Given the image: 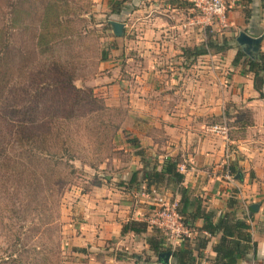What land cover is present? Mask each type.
Instances as JSON below:
<instances>
[{
  "label": "rangeland",
  "instance_id": "374dc122",
  "mask_svg": "<svg viewBox=\"0 0 264 264\" xmlns=\"http://www.w3.org/2000/svg\"><path fill=\"white\" fill-rule=\"evenodd\" d=\"M116 1L122 0H0V264H97L109 256L131 263L135 257L122 245L117 247L114 239L93 251L70 246V231L78 227L75 213L81 210L83 196L93 188H113L121 197L129 196L119 198L129 206L134 202L130 197L144 191L145 186L139 188L141 184L137 182L143 168L152 172L154 166L160 167L166 158H172L178 160L179 172L185 173L187 164L181 153L168 154L167 145L163 149L160 144H144L150 121L142 106L131 105L134 97L145 98L150 105H160L159 117L168 111L162 109L161 101L173 95L166 90L156 68L169 61L157 58L155 70L136 75L141 82L131 75L139 67H149L136 43L138 31L134 25L142 16L132 13L137 8L133 0L120 2V12L116 11ZM51 4L54 11L48 20L49 28L43 29L45 12ZM228 6L227 1V11ZM155 12L158 14L159 9ZM111 22L124 25L120 37L114 35ZM199 26L198 46L209 41L221 43V38L229 43L224 37H230L231 48L241 50L233 30L221 26L212 29L204 21ZM222 30L226 31L220 36ZM186 49L193 48L182 51ZM209 53L220 54L215 50ZM183 54L184 60L176 62L190 68L196 59ZM200 60L199 64L209 68L215 61L209 57ZM216 61L219 63L217 58ZM172 63L174 68L176 64ZM240 68L241 73H247L245 65ZM208 75L203 72L199 78L208 83L204 79ZM217 91L207 96L219 98L222 93ZM222 111V116L210 125L228 128L225 146L229 154L237 156L232 141L245 136L246 128L253 124L252 116L248 109H237L228 101ZM62 118L67 125L59 124L64 123ZM244 123L247 125L242 127ZM133 138L138 139L139 150L132 147ZM140 150L145 155L144 166L137 156ZM229 166L225 158L214 173L227 192V209L220 215L234 212L249 222V205L261 203L241 198L237 179L225 178ZM237 170L242 177L252 179L249 167ZM137 171L138 180L132 185L130 176ZM222 182L232 184L224 186ZM154 185L166 201L177 202L180 211L178 187L166 179ZM189 198L198 204L197 198ZM228 201L233 202L231 209ZM191 208L188 212L194 209ZM150 215L151 212L143 214L149 227L135 239L144 245L151 237L163 239L161 253H172L178 244L192 245L201 236L188 233L180 240L166 237L147 222ZM181 223L189 232L195 228L189 225L187 215L181 216ZM212 241L215 240H210L213 244ZM134 249L140 262L157 263L148 245L145 250L140 246ZM197 260L201 264L205 258Z\"/></svg>",
  "mask_w": 264,
  "mask_h": 264
},
{
  "label": "crops",
  "instance_id": "0c3cea01",
  "mask_svg": "<svg viewBox=\"0 0 264 264\" xmlns=\"http://www.w3.org/2000/svg\"><path fill=\"white\" fill-rule=\"evenodd\" d=\"M133 1L132 4L137 8L132 10V13L142 16L134 25L138 31L136 43L140 55L142 54L144 61L147 60L149 67L148 69L139 67L132 71L131 75L137 79L136 75H147V70L149 74L152 69L155 70L157 58L162 56L169 62H161L156 70H159L158 76L163 77L161 80L166 90L173 95L162 99V109L168 111L161 113L160 117L159 104L152 102L150 105L145 98L134 97L131 106L134 108L142 106L145 110L144 114L150 121L144 144L153 143L155 146L160 144L163 149L167 145L168 154L181 153L184 163L187 164L185 173H182L184 175L182 186L188 189L189 197L197 198L203 210L213 211L217 217L223 209H227L224 201V195L227 192L218 184L220 178L214 174L219 164L223 165L227 158L230 162L229 167L237 169L242 166L249 167L252 179L249 180V176L245 175L237 179V185L241 188L243 200L247 199L248 203H261L257 212H250L252 217L249 219L256 255L254 257L250 254L237 264H264V88L263 98H259V94L253 88V75L249 72L241 73L240 65L232 66V59L236 53V50L232 48L227 53H220L217 56L210 53L199 56L195 58L196 62L191 64L190 68H185L181 63L176 62L185 58L182 49L194 48L199 44L197 41L199 25L203 20L199 15L192 13L194 12L191 8L193 0ZM228 5L225 28L233 30V36L241 31L252 37L262 36L259 53L264 54V0H251L248 3L241 0H228ZM156 8L159 9L158 14L155 12ZM244 9L247 11L244 12ZM205 24L212 29L221 26L216 22ZM225 31L222 30L220 36H223ZM224 38L232 43L230 37ZM200 57L215 60L211 68L199 64ZM171 62L176 64L174 68L170 66ZM200 68H208V71L200 70ZM203 72H206V75L209 72V75L204 77L205 80H209L208 83L199 78ZM190 74L191 77H189ZM214 79H217V82ZM137 81L141 82L139 79ZM212 90H219L222 95L219 98L215 96L209 98L207 94ZM227 101L234 104L237 109H248L253 120L252 126L246 128L245 136L232 141L235 144L237 156L229 154V151L226 153L225 139L227 137L209 131L211 121L222 116V108ZM232 119L236 120V117ZM222 183L223 185L232 184V182ZM139 188H144V185L141 184ZM128 197V195L121 197L120 193L113 188L104 191V187L93 188L88 195L83 196L81 210L78 209L75 213L78 216V227L70 231V246L93 251L101 248L106 241L114 239L117 247L122 245L136 259L128 263L109 256L104 257L103 261L97 264H145L140 262L139 255L136 257L134 247L140 246L142 250H145L147 242V245H144L136 241L135 238L141 234L121 235V228L128 221L140 222L143 214H150L152 207L147 200L135 198L133 195L130 200L134 202H131L129 206L119 202V198L127 199ZM113 198L116 200L113 201ZM190 200L194 199L190 198ZM189 225L195 226L190 232L187 230L189 236L194 237L199 233L198 229L202 226V220L198 219L193 222V225ZM218 238H211L215 241H212L213 244L209 242L203 251L205 257L208 256L210 259L214 257L212 247ZM127 243L130 245L128 246ZM194 255L196 256V253ZM157 263L160 264L158 261ZM203 263L204 261L201 264Z\"/></svg>",
  "mask_w": 264,
  "mask_h": 264
},
{
  "label": "trees",
  "instance_id": "16d2710c",
  "mask_svg": "<svg viewBox=\"0 0 264 264\" xmlns=\"http://www.w3.org/2000/svg\"><path fill=\"white\" fill-rule=\"evenodd\" d=\"M251 2V0H241ZM124 3V0L120 1ZM120 2L116 1V11L120 12L118 5ZM112 8V7H111ZM54 11V8L51 5L47 6L45 12L44 28H49V17L50 14ZM46 44V42H45ZM228 49H231V44L228 43L225 39H222L221 43L218 42H205L200 46L194 47L192 50L186 49L183 51L185 54L190 55L191 58H197L208 54L211 50H215L217 53L224 52ZM245 65L246 72H249L253 75V88L259 94V98H263V88H264V54L259 53L255 58L248 57L241 50H238L235 54V57L232 60V66L236 67L238 65ZM64 123H59L61 125H67L65 118H62ZM62 121V120H61ZM68 123V122H66ZM247 124L244 123L242 127H245ZM132 147L136 150L140 149V144L137 138L131 139ZM62 155H65L64 153ZM137 156L140 157L143 166L145 164V155L143 151H138ZM179 166L178 160L172 158H166L165 161L161 164L160 167L154 166L152 172L140 171V179H137L138 171L132 173L129 179L130 184L139 182L144 185L148 190L151 187H155V183L159 182L161 179L169 180L171 183L178 187V195L180 196L179 205L181 209L179 212L180 217L187 215L191 223L196 220H202V226L198 229L200 237H197L196 242H193L192 245H180L171 253L173 259L172 264H197L200 258H205L203 264H237L238 261L244 260L248 255L252 254L254 257L256 255V247L253 242L251 235V225L248 220L239 218L236 216V213H225L216 217V214L213 211L203 210L199 204L194 205V203L189 198L188 189L182 186L184 181V175L179 172L177 167ZM229 174L233 177L237 174L236 167H229ZM138 188V187H137ZM228 208H232L233 202L228 201ZM194 209L191 212H188L189 209ZM248 210L252 212V209L249 207ZM189 223V224H191ZM149 225L145 222L139 221H128L121 228V235L126 233H133L135 235L146 233ZM159 231V230H158ZM160 235V231L158 232ZM198 233V234H199ZM219 237L217 242L212 247V252L215 254L212 259H209L203 254V251L206 249L211 238ZM147 244L150 251L158 256L161 254V251L164 248L163 239L161 238H148ZM196 253V256L194 255ZM132 257L134 255H131ZM158 260V259H157Z\"/></svg>",
  "mask_w": 264,
  "mask_h": 264
},
{
  "label": "built area",
  "instance_id": "2783aa9c",
  "mask_svg": "<svg viewBox=\"0 0 264 264\" xmlns=\"http://www.w3.org/2000/svg\"><path fill=\"white\" fill-rule=\"evenodd\" d=\"M227 1L228 0H193L192 9L205 23L216 22L226 27ZM209 131L227 137L228 128L225 125H213L209 128ZM226 153H228V150H226ZM226 176L228 179L229 176H231L229 170ZM135 198L145 199L149 202L150 207H154L150 217L147 218V222L155 225L166 237L168 236L180 240L183 235L188 234L186 227L181 223L177 202L173 203L166 201L165 197L157 193L155 187H151L148 190L144 188V191L135 194ZM140 222L145 221L142 219Z\"/></svg>",
  "mask_w": 264,
  "mask_h": 264
},
{
  "label": "water",
  "instance_id": "95a60500",
  "mask_svg": "<svg viewBox=\"0 0 264 264\" xmlns=\"http://www.w3.org/2000/svg\"><path fill=\"white\" fill-rule=\"evenodd\" d=\"M111 26L113 28L114 35L116 37H120L122 35L124 25L118 22H111ZM235 41L244 54H246L248 57L255 58L259 54L262 36L252 37L247 33L241 31L236 36ZM235 178L241 179L242 178L241 173L237 172ZM250 208L252 209L253 212H257L259 205L254 204L251 205ZM170 258H171L170 252L161 253L157 256L158 262L160 264H170Z\"/></svg>",
  "mask_w": 264,
  "mask_h": 264
}]
</instances>
